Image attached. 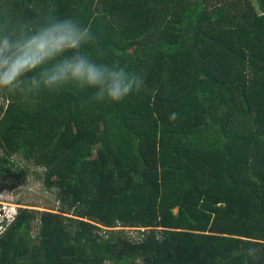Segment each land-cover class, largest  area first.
<instances>
[{"label": "trees", "instance_id": "trees-1", "mask_svg": "<svg viewBox=\"0 0 264 264\" xmlns=\"http://www.w3.org/2000/svg\"><path fill=\"white\" fill-rule=\"evenodd\" d=\"M50 7L145 87L0 92V189L18 155L74 212L17 208L0 264H264V0H0V19Z\"/></svg>", "mask_w": 264, "mask_h": 264}, {"label": "clouds", "instance_id": "clouds-1", "mask_svg": "<svg viewBox=\"0 0 264 264\" xmlns=\"http://www.w3.org/2000/svg\"><path fill=\"white\" fill-rule=\"evenodd\" d=\"M106 55L90 24L61 18L54 7L27 18L5 15L0 19V92L30 103L43 93L72 87L92 90L85 101L91 104L119 103L145 87L143 72L128 70L119 60L106 62ZM169 118L175 121L178 113ZM257 252L254 244L246 249L248 257Z\"/></svg>", "mask_w": 264, "mask_h": 264}, {"label": "rangeland", "instance_id": "rangeland-1", "mask_svg": "<svg viewBox=\"0 0 264 264\" xmlns=\"http://www.w3.org/2000/svg\"><path fill=\"white\" fill-rule=\"evenodd\" d=\"M0 103H2L1 98ZM7 160L8 164L5 162L3 168L8 167L10 170L20 168L24 171V176L19 182L12 181L11 183L8 181L9 178H7L4 181L5 185L0 189V206H4L5 210L8 209L10 217L13 216L14 218V213L17 212V208L47 210L74 217L73 209L69 208L65 202L61 201L57 190L54 188H47L43 185L41 180V167L27 163L18 155H12ZM10 183L12 184L11 187H6ZM11 220H6L5 223H9ZM116 228H122L123 233L128 235L132 240L138 239V231L142 229L140 227L120 226ZM33 231L35 232L34 229Z\"/></svg>", "mask_w": 264, "mask_h": 264}, {"label": "built area", "instance_id": "built-area-1", "mask_svg": "<svg viewBox=\"0 0 264 264\" xmlns=\"http://www.w3.org/2000/svg\"><path fill=\"white\" fill-rule=\"evenodd\" d=\"M12 218H13V216L10 217V214L8 213V209L5 210L4 206H0V233L2 232V230L4 229V227L6 225L5 221L6 220L9 221Z\"/></svg>", "mask_w": 264, "mask_h": 264}]
</instances>
